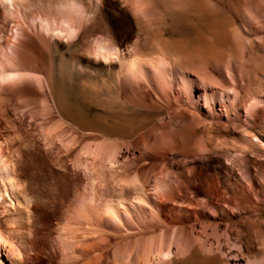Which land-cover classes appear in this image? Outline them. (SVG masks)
Listing matches in <instances>:
<instances>
[{"label": "rangeland", "instance_id": "obj_1", "mask_svg": "<svg viewBox=\"0 0 264 264\" xmlns=\"http://www.w3.org/2000/svg\"><path fill=\"white\" fill-rule=\"evenodd\" d=\"M15 2L16 9L0 2V63L8 65L14 53L18 62L29 46L41 49L48 58L47 71L41 73L43 84L27 80L0 90V147L13 161L19 184L17 192L1 193L0 229L6 235L14 230V242L22 238L27 244L21 264H115L117 248L125 249L123 254L129 251L127 260L136 264L139 239L161 236L168 229H184L196 238L191 254L176 256L174 264H227L232 262L231 253L245 264L249 260L264 264V123L251 135L238 123L224 129L228 117L218 107L219 135L202 124L209 115L200 104L198 119L188 118L189 111L186 123L190 124L176 129L168 119L181 109L175 103V89L128 77L123 66L134 57L153 64L165 57L173 64L200 57L221 83L229 88L236 85L242 96H256L264 91V63L255 44L244 56L234 49L229 38L239 22L232 12L212 0L209 5L201 0ZM141 2L144 12L136 14L132 5ZM44 22L51 27L46 29ZM57 26L59 33L53 32ZM246 28L244 37L258 43L262 35ZM207 45L223 47L216 58L219 65L206 53L197 55V49ZM227 66L234 81L226 83ZM182 100L187 108L186 98ZM241 117L247 119L246 110ZM159 125L163 128L159 134L171 136L174 143L162 154L150 150L149 159H142L136 144ZM252 134L259 137L256 142L261 148L249 142ZM19 140L28 145L22 155L15 145ZM155 140V136L148 138L147 143L153 145ZM102 143L121 148L125 155L113 170L81 156L85 146ZM205 156L214 157L212 166L223 172L227 182L221 198L208 191L210 179L188 175L195 166L188 161ZM232 169L240 180L236 189L226 176ZM148 172L150 178L158 174L172 183L176 180L172 173H184V194L198 206L181 207L170 220L163 214L154 219L146 205L142 212L132 208L129 230H118L108 215H94L122 201L130 207L136 195L128 181ZM195 179L201 183L194 186ZM251 180L254 189L249 191ZM52 182L58 187L46 186ZM90 185L96 187V207L88 217L84 203ZM143 215L148 219L143 220ZM218 242L221 251L216 249Z\"/></svg>", "mask_w": 264, "mask_h": 264}, {"label": "bare ground", "instance_id": "obj_2", "mask_svg": "<svg viewBox=\"0 0 264 264\" xmlns=\"http://www.w3.org/2000/svg\"><path fill=\"white\" fill-rule=\"evenodd\" d=\"M20 1L23 2V0ZM201 1L204 3L206 1L205 4H208V0ZM212 1L215 2L214 4L227 7L239 22L240 27L238 26V28L236 26L238 30L237 28H234L229 38L236 52L244 56L243 54H245L247 50L251 49L253 46L256 45L257 52L260 55L259 59L262 61V63H264V0ZM0 2L2 4H6L10 8L16 9L15 0H0ZM77 7L78 6L76 5V9L81 11V8ZM132 8L136 14H141L142 12H144V5H142V2L141 4L135 3L134 5H132ZM44 25L46 29H48V27H51L48 22H44ZM248 26L251 28V30L254 31L255 35H262V37L258 38V43L256 40L251 41L244 37V35L248 34L246 32V27ZM41 27H43V22H41ZM239 29H241L240 32ZM53 32L59 33L61 32V30H59V27L57 26L56 28H53ZM222 48L223 47H221V45L218 48H213L212 46L207 45L203 49L198 48L196 53L197 55H200L201 53H206L208 56L211 57L212 60H215V65H219L220 63L219 61H217L218 59L216 58H218L219 53L223 51ZM14 56L17 57V53H14ZM14 56L8 57V65H5V62L0 63V90L6 86L15 85L16 83H20L27 80L35 81L39 85L44 83V77L41 73H45L47 71L46 64L48 58L46 53H44L41 49L37 47L29 46L27 47L26 53L18 62L14 60ZM193 58H185L183 59V61H179L180 64H178L177 60H174L175 62L173 64L172 62H170V60L168 61L165 57L163 59H160L159 61L157 60L158 62L156 64H153V62L150 63L151 61L146 62L138 57H134L128 60L125 64H123V66L126 69L128 77L144 78L151 82L161 83L164 86L170 85L173 89H175V103L181 109L173 111L168 119L170 121V124H172L176 129L181 128L182 126L184 128L185 126H188L190 124L186 123V114L189 113V111L192 114H188V118L198 119V115L201 114L199 110V105L202 104L207 109L209 115V120L206 119L202 121V124L205 125V127L209 129V131L214 130L219 135L222 132V130H219L221 127V124H219L221 114L218 113L217 110V108L220 107L224 110L225 114L228 117V123L224 126V129H227L229 127L228 124L238 123L245 126V128L247 127V133L248 135H251L252 131L257 128L259 124L264 123V91L253 97L249 95L242 96L240 95L241 92L238 90L236 85H234L232 88H229V86L226 85L224 82L221 83L219 80H217L213 76L214 73L212 74V71L210 72L208 70L212 67H209L208 69L204 67L205 65L203 66V62H201L200 57L197 59ZM181 65L184 67H182ZM223 74L226 81L224 79L223 80L226 83L227 80L234 81L233 73L231 71V68H229L228 66L224 68ZM128 77L126 81H129ZM165 90H163L162 88V96H165ZM183 97L186 98L188 104L187 108H183L185 107L184 102L182 100ZM242 110H246L248 113V117L245 121H243L241 117ZM161 129H163L162 125L155 127L150 133H148L149 135L143 139L144 141L137 142L136 147L140 149V156L142 157V159H149L150 150L151 152L156 151L158 154H162V150H164L165 148L167 149V146L174 143V140L171 138V136L165 134L164 132H162V135L159 134ZM51 132L52 128L46 131V135L50 134ZM154 136L156 139L155 143L153 145L148 144L147 139L152 138ZM248 140L254 146L261 148V146H259V144H257L256 142L260 140L257 135L252 134V136ZM15 145H18L17 151L20 155H22V150H24L23 146L26 144L23 141L19 140L15 143ZM26 146L28 147V145ZM120 149L115 148L114 146H112V144L110 146V144L108 143L87 145L82 149L81 156H90L94 160L93 163L98 164L97 167H108V169L113 170L117 167V165H121V158L125 156L121 153ZM89 161L91 162V160H88V162ZM188 162L195 165L190 169L188 168V175L192 177H205L207 179H210L208 191L212 193L216 198H221L220 195L222 191L226 188L225 185L227 182L222 179L223 177H221L223 176V172H217L212 166L214 162V157L205 156L195 158L192 161ZM81 165L84 166V169L87 168V165ZM13 166V161H11L5 156L2 147H0V208L2 205V191L7 193V191L11 190L13 193H15L19 188L17 176L15 174ZM92 166L94 168V165ZM88 167L90 168V166ZM97 170L95 172H97ZM91 171L92 173L94 172L93 170ZM149 172L147 174L139 173L137 176L135 175V177L128 181L129 187L132 188L133 192H135L136 195L134 203L131 204L133 206L130 205V207H128L127 202L122 201L118 204V206H112L111 204H109L107 207H105V209L97 210L94 215H96V217L98 218H103L108 215L111 217L118 230H129L127 224L129 223V219L132 218V208L142 212V206L146 205L152 209V212L150 214L154 219L155 217H159L160 219V215L163 214L166 215V217L170 220L172 219V217L178 215L177 210L181 207L187 210L190 206H198L194 199H191L190 197L184 194V182H187V180L185 181L186 177L184 173H172L171 175L176 177L175 182L172 183L167 181L162 176L158 177V174L150 178ZM226 176L228 177L229 181H233V183L231 184V187L233 186V189H236L235 187L237 185V187H239L238 183H240V180L239 178H237L238 176L236 177V179L234 178L236 176L234 169L229 170L226 173ZM198 179L194 180V186L197 185V183H201ZM52 183H46V186H50L51 188L58 187L57 183ZM253 183L254 182L252 180L249 181V191H252L254 189ZM90 187L92 188V191H90L89 196L85 197L84 203L85 214L88 217L90 216V211H95L96 207V205L94 204V188L96 187L93 188V186L91 185ZM225 190H228V188H226ZM122 214L126 216V221L123 220ZM147 219L148 217H144L143 215V220ZM10 231L11 232L6 235L0 229V264H21L20 257H26L25 255L27 253L28 246L22 240V238L19 240L18 243H15L13 238L16 232L12 229H10ZM195 241L196 238L194 237V233L188 235L187 233H185L184 229H178L173 232L168 229V231H163V234L161 236L156 235V237L153 236V238L148 239L143 237V239H139L138 242L136 264H174L173 262L176 256H179L180 258V255L183 256L188 253L189 255L191 254L190 252L192 251L195 245ZM217 246L218 247L216 249L221 251L223 245L218 242ZM122 251H125V249H123ZM122 251L121 248H117L115 250V264H131V262L127 260V258H131L128 257L130 255L129 251L126 250L124 254ZM132 252L133 251H131V253ZM229 256H232L233 258L232 262H228L227 264H245L243 263L244 261H242L241 258H238V255H234L233 253H231L229 254ZM249 261H247L246 264H251Z\"/></svg>", "mask_w": 264, "mask_h": 264}]
</instances>
